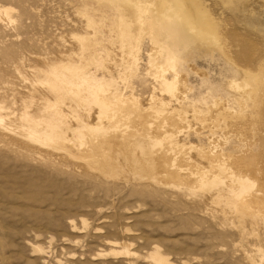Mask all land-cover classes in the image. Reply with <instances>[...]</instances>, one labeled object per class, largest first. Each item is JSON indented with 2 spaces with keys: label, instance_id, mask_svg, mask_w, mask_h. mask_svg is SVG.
Segmentation results:
<instances>
[{
  "label": "rangeland",
  "instance_id": "374dc122",
  "mask_svg": "<svg viewBox=\"0 0 264 264\" xmlns=\"http://www.w3.org/2000/svg\"><path fill=\"white\" fill-rule=\"evenodd\" d=\"M90 1L89 6L83 0H0L5 11L0 15V115L8 131L0 126V264H264V218L239 213L230 188L219 184L208 193L162 189L147 183L140 176L143 170L138 171L142 174L133 170L121 153L116 157V175L108 169L104 176L93 167L40 149L14 129L21 125L24 113L35 119L50 116L46 100L54 101L56 96L39 83L41 75L35 71L70 54H81L73 36L90 35V25L113 14L109 2ZM181 2L188 22L193 17L197 33L214 45L192 47L181 57L179 70L185 73L189 89L183 108L189 111L191 126L197 128L180 139L209 147L210 136L216 135L220 152L227 154L244 147L237 134L245 123L237 127L220 118L213 128L206 127L193 122L191 112L194 107L205 110L215 98L226 103L212 115L219 114L224 104L238 109L240 93L230 88V80L239 79L242 71L264 72V0ZM116 4L131 22L132 34L138 35L136 8L124 1ZM142 28L148 31L147 25ZM102 30L99 37L119 43L118 34L108 37L109 32ZM149 50L145 35L139 71L126 82L120 78L122 64L116 60L109 67L91 66L86 74L97 70L94 77L108 86L107 96L132 90L145 106L151 93L159 95L153 89L157 83L147 74ZM63 97L60 110L65 104L76 108L70 97ZM88 108L93 112L89 123L96 122L97 108ZM260 112L263 117L264 105ZM52 119L60 121L55 114ZM71 124L67 125L77 127ZM260 145L264 148V131L250 149L256 152ZM140 152L147 162L146 151ZM191 156L201 161L197 151ZM260 160L264 165V154ZM246 168L244 174H251L252 166ZM226 196L230 202L224 200Z\"/></svg>",
  "mask_w": 264,
  "mask_h": 264
},
{
  "label": "bare ground",
  "instance_id": "6f19581e",
  "mask_svg": "<svg viewBox=\"0 0 264 264\" xmlns=\"http://www.w3.org/2000/svg\"><path fill=\"white\" fill-rule=\"evenodd\" d=\"M83 1L87 5L93 4L90 0ZM95 1L109 2L113 14L109 20L105 19L106 22L102 20L96 25H90L93 30L90 35L73 36L81 46V54H70L65 60L52 62L46 69L35 71L41 75L39 83L49 87L56 96L54 101L46 100L45 111L50 116L35 119L24 113L20 117L21 125L14 126V129L22 132L24 140L27 139L40 149L93 167L104 176H108V169L115 174L116 157L121 153L122 159L129 160L128 164L133 170L137 172L143 170V174L138 173L145 177L147 183L162 189L185 188L208 193L219 184L226 186L232 190L231 198L239 213L250 218H264V165L260 160L264 148L260 145L256 152L250 149L252 144L260 142L264 131V116L260 114L264 105V72L257 75L241 70L242 75L239 79L230 80V88L240 93V97H237L240 105L238 109H232L224 104L225 107L219 114L212 115L214 109L221 103H226L216 98L206 104L205 110L192 108L193 122L204 126H212L220 118L234 122L235 126L239 122L245 123L243 127L240 125L242 130H238L240 132L237 134L241 135L238 141H243L244 147L223 154L218 148L221 142L216 139L218 138L216 135L215 138L210 136L209 147L198 143H186L180 138L182 136L187 138L186 133L197 127L191 126L189 111L183 108V103L188 101L189 89L184 78L185 73L179 70L181 62L183 64L181 57L192 51V47L198 49L204 46L211 47L214 45L213 41H206L197 33V28L193 27L192 20H195L193 17L191 22H188V16L186 17L184 11L186 9H183L181 0ZM120 1L136 8V22L141 28L147 25V32L140 28L138 35L132 34L131 22L122 15L120 6L116 4ZM190 10L188 9L189 12ZM4 13L5 11L0 8V15ZM117 15L119 24L115 25ZM99 30L109 32L108 37L118 34L119 43L111 38L106 39V36L99 37L101 32ZM145 35L150 45L145 63L147 74H151L153 81L157 83V87L153 89L158 90L159 95L151 93L145 106L132 90L126 94L114 93L107 96L108 86L94 77L97 70L90 71L91 76H88L86 71L91 66H95L93 68L96 69L99 65L107 66L116 60L122 64L121 80L128 81L139 71L141 38ZM118 46L121 47L120 52L115 50ZM117 53L120 56L118 60L115 59ZM108 70L112 72L110 68ZM63 94L72 99L76 108L65 104L61 110L59 109L64 104ZM92 105L98 110L97 121L89 123L93 112H90L88 107ZM65 110L68 113H65ZM52 114L58 116L60 121H54ZM4 120L0 115V126L5 129ZM69 122L77 127H70ZM68 132L71 137L68 136ZM233 134L236 135L234 132ZM142 150L147 153V162L142 160L140 152ZM193 151L199 153L201 161L191 156ZM205 161L208 163L207 166L204 164ZM247 166H252L249 175H246L247 172L244 174ZM220 190L222 191L219 189L216 192ZM216 200L217 203L221 202L218 195ZM224 200L230 202L227 196ZM159 264L166 262L161 261Z\"/></svg>",
  "mask_w": 264,
  "mask_h": 264
},
{
  "label": "crops",
  "instance_id": "0c3cea01",
  "mask_svg": "<svg viewBox=\"0 0 264 264\" xmlns=\"http://www.w3.org/2000/svg\"><path fill=\"white\" fill-rule=\"evenodd\" d=\"M192 54H194V53H192ZM191 58H192V55H191ZM186 61V60H185Z\"/></svg>",
  "mask_w": 264,
  "mask_h": 264
}]
</instances>
